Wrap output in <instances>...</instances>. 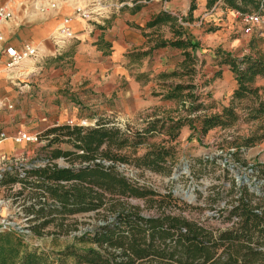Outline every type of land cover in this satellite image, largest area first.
I'll list each match as a JSON object with an SVG mask.
<instances>
[{
  "label": "trees",
  "instance_id": "trees-1",
  "mask_svg": "<svg viewBox=\"0 0 264 264\" xmlns=\"http://www.w3.org/2000/svg\"><path fill=\"white\" fill-rule=\"evenodd\" d=\"M137 1L133 0V3ZM218 1L208 0L209 8ZM223 2L224 8L243 14H262L264 10V0ZM139 7L135 5L134 9ZM195 9L193 4L189 18L164 10L147 23L149 28L169 25L173 34L172 38L160 35L155 47L173 46L184 51L183 71L178 69L160 74L165 90L161 94L180 102L177 117H156L149 121L147 127L132 134L109 126L101 119L93 126L63 124L51 127L40 135V138H47V147L67 142L73 145L74 150L54 148L50 151V160L60 157L67 158L71 163L79 160V168L47 163L27 169L24 177H20L16 167L2 173L1 186L22 182L25 188L18 195H23L26 189L31 190L27 199L33 201L24 209L26 217H33L27 221L34 223L44 219L28 227L31 235L43 237L44 228L56 221V216L50 217L54 214L95 211L110 202L114 219L75 237L76 245L91 243L98 247L77 248L74 244L61 252L63 256L73 257L76 264H264V183L260 184V194L253 192L248 183H233L234 206L226 210H229L228 217L237 221L231 228L214 236L187 219L162 215L146 217L139 206L129 205L128 199L135 197L150 201L160 194L133 182L119 169L120 166L134 164L156 172H171L165 164L168 158L174 156L172 146L154 143L145 154L138 155V147L149 134L166 132L169 139H163V142H174L181 128L189 125L192 130L190 139L196 136L203 141V136L212 129L235 125L242 118L237 106H242L246 99L252 101V104L241 107L247 114L244 117L246 120H258L264 115V87L253 85L258 76H264V59L249 55L240 59L231 54H227L219 64L230 65L237 81L232 102L223 106L220 112L202 114L209 107L202 101L198 85L194 83L198 60L193 52L197 44L188 40L183 25L185 21L192 22ZM185 76L189 77L188 82H169L173 77ZM254 142V138H248L244 145ZM104 160L111 164L106 165ZM250 170L257 171L259 177L264 176V163L254 164ZM108 193L113 195L111 199L107 198ZM216 196L213 207L223 193L217 192ZM26 235L16 228L0 229V264H54L48 253L29 244Z\"/></svg>",
  "mask_w": 264,
  "mask_h": 264
},
{
  "label": "rangeland",
  "instance_id": "rangeland-1",
  "mask_svg": "<svg viewBox=\"0 0 264 264\" xmlns=\"http://www.w3.org/2000/svg\"><path fill=\"white\" fill-rule=\"evenodd\" d=\"M94 1L90 4H96L93 8H99V3L109 7L106 9V14L111 10H116L117 6L121 9L128 3L133 4V0ZM205 2H207L206 6ZM193 4L196 6L193 12H196L197 16L192 22H183V25L188 33L186 36L190 34V39L194 37L193 40L197 44L194 54L197 56L198 64L194 83L198 85V93L202 95V101L209 107L203 110L202 114H211L220 112L223 106H229L232 102L230 93L232 86L238 87L236 79L230 75L219 82V85L221 84L219 86L221 87L220 95H217V90L215 92V89H211L215 86L213 81L217 78L215 76L218 74L219 77L222 70L231 68L230 65H220L219 62L227 54L240 59L248 55L264 59V28H255L253 33L247 34L242 21L243 13L224 8L223 0L217 2V15L214 17L205 15L211 9L208 6V0H166L165 6L167 11L189 18ZM261 13L264 15V10ZM162 31L165 38L173 37L169 25H165ZM167 72L172 71L167 69ZM180 81L188 82L189 77H173L169 80L174 83ZM253 85L264 87V76H258ZM92 94L93 90L89 92V95ZM107 94H102L99 98V108H96V112L104 115L101 118L102 122H108L109 126L118 127L130 132L129 134L144 129L149 121L156 117L169 115L177 117L179 115L175 108L138 110L136 94L133 93L131 85L126 80L119 84L117 95H112L110 98ZM247 104H252V101L246 99L242 106H237L242 118L235 125L227 128L216 127L203 136V141H199L196 136L190 139L192 130L189 125L181 128L174 142H163V139H169L166 132L149 134L145 142L138 147V155L145 154L154 143L158 146H172L174 156L168 158L165 164L170 167L171 172H156L147 167L139 168L134 164L120 166L119 169L133 182L154 189L160 194L149 199L150 201L131 197L128 199L129 205L139 206L142 214L149 218L162 215L187 219L207 229L214 236L219 231L231 228L237 221L236 218L228 217V211L234 206L233 183H248L251 190L258 194L261 193L260 184L264 183V176L259 177L255 170L250 172L252 165L264 163V115L258 120H246L244 117L247 114L241 107ZM92 106H94L93 103L89 102V105L83 108V113L89 118V122H93ZM248 138H254L255 142L252 145H244ZM47 144V138L42 137L34 144L23 145V149L18 152L17 156H11L0 164L1 177L2 173L11 167H16L20 177H24L27 169L44 166L47 163H55L59 167L73 165L79 168L81 166L79 160L71 163L65 157L50 160V151L54 148L74 150L73 145L58 142L47 147ZM104 163L111 164L108 160H104ZM24 188L25 185L22 182L0 186V229L11 227L27 233L25 239L29 244L48 253L54 260V264H76L73 257L63 256L61 252L66 251L68 246H74L76 236L105 225L109 219L115 217L110 202H108L104 207L95 211L54 214L50 217L56 216V221L44 228L43 237L31 235L28 227L44 219L34 223L27 221L33 216L26 217L24 208L33 200L27 199L31 192L29 189H26L23 195H18ZM217 192L223 193V197H219L218 203L213 207V199L217 198ZM106 196L111 199L113 195L108 193ZM166 236H163L164 239ZM76 246L77 248L98 247L97 244L91 243Z\"/></svg>",
  "mask_w": 264,
  "mask_h": 264
},
{
  "label": "crops",
  "instance_id": "crops-1",
  "mask_svg": "<svg viewBox=\"0 0 264 264\" xmlns=\"http://www.w3.org/2000/svg\"><path fill=\"white\" fill-rule=\"evenodd\" d=\"M4 1L14 17L1 24L0 134L4 132L8 137L0 139V164L17 156L23 145L34 144L15 142L13 137L18 131L36 134L69 120L78 124L89 119L83 113L89 102L94 105L92 120L103 118L96 112L99 98L106 93L110 98L117 95L123 80L136 94L138 110L180 107L179 100L161 94L165 90L160 74L167 69H181L184 51L173 46L155 47L160 35L164 37L165 24L147 26L155 15L166 10V0H139L91 20L76 15L75 8L94 0H55L57 6L48 12H41L40 6H47L49 0ZM135 5H140L138 10ZM205 15H217V5ZM192 16L196 18V12ZM67 17L71 18L74 36L59 40L58 29ZM190 37L188 40L194 42ZM26 43L38 47V55L10 69L5 48L20 50ZM230 75L234 73L228 67L213 79L215 86L211 89L217 90V95L221 93L219 82ZM236 88L232 86L231 95Z\"/></svg>",
  "mask_w": 264,
  "mask_h": 264
},
{
  "label": "built area",
  "instance_id": "built-area-1",
  "mask_svg": "<svg viewBox=\"0 0 264 264\" xmlns=\"http://www.w3.org/2000/svg\"><path fill=\"white\" fill-rule=\"evenodd\" d=\"M9 1V0H8ZM94 5L88 6H80L77 5L75 8V14L86 19L91 20L94 17L104 16L106 14V9L109 7L99 3L100 7L95 10ZM57 6V2L55 0H49L47 6H40L41 12H48L50 9H53ZM117 9L120 6L116 7ZM108 11V10H107ZM14 17L12 8L10 5L4 1L0 0V42L4 40V35L2 31L1 24L5 21H8ZM242 21L245 25V32L247 34H251L254 32L255 28H264V15L258 13H245L242 14ZM71 18L67 17L63 20L62 24L58 29V35L60 36L59 40H64L67 38H72L74 36V32L70 26ZM5 53L9 57L8 67L10 69H15L20 65V63L28 58L35 57L38 55V47L31 43H26L24 46L18 50L14 46H7L5 48ZM97 120H93V122H89L88 119H83L78 124H75L73 120L68 121V125H79V126H93L95 125ZM44 131H40L36 134H30L26 131H18L13 139L17 143H36L40 139V135ZM8 136L6 133L2 132L0 134V139H6ZM1 178V175H0ZM1 186V185H0Z\"/></svg>",
  "mask_w": 264,
  "mask_h": 264
},
{
  "label": "water",
  "instance_id": "water-1",
  "mask_svg": "<svg viewBox=\"0 0 264 264\" xmlns=\"http://www.w3.org/2000/svg\"><path fill=\"white\" fill-rule=\"evenodd\" d=\"M250 172H252V170H250ZM248 180V179H247Z\"/></svg>",
  "mask_w": 264,
  "mask_h": 264
}]
</instances>
